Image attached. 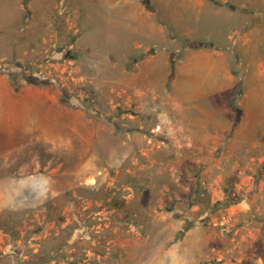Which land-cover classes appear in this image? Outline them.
<instances>
[{"label":"rangeland","instance_id":"rangeland-1","mask_svg":"<svg viewBox=\"0 0 264 264\" xmlns=\"http://www.w3.org/2000/svg\"><path fill=\"white\" fill-rule=\"evenodd\" d=\"M0 264H264V0H0Z\"/></svg>","mask_w":264,"mask_h":264},{"label":"trees","instance_id":"trees-1","mask_svg":"<svg viewBox=\"0 0 264 264\" xmlns=\"http://www.w3.org/2000/svg\"><path fill=\"white\" fill-rule=\"evenodd\" d=\"M12 85H13V88H14L15 91H17L19 89V86L16 83L12 82ZM60 100L62 102H65L64 99H60ZM187 229H188V226L187 225L184 226V229L182 231L178 232L177 236L174 239L177 240L179 238V236H181L184 233V231H186Z\"/></svg>","mask_w":264,"mask_h":264},{"label":"built area","instance_id":"built-area-1","mask_svg":"<svg viewBox=\"0 0 264 264\" xmlns=\"http://www.w3.org/2000/svg\"><path fill=\"white\" fill-rule=\"evenodd\" d=\"M214 224H220V225H223L224 224V222L223 221H216V222H214Z\"/></svg>","mask_w":264,"mask_h":264}]
</instances>
